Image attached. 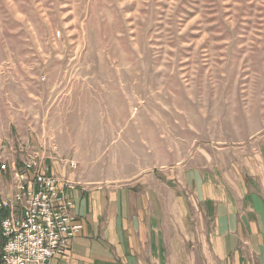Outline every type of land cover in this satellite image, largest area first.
Wrapping results in <instances>:
<instances>
[{"label": "rangeland", "instance_id": "obj_1", "mask_svg": "<svg viewBox=\"0 0 264 264\" xmlns=\"http://www.w3.org/2000/svg\"><path fill=\"white\" fill-rule=\"evenodd\" d=\"M31 152L166 204L196 201L191 172L238 186L264 153V0H0V159Z\"/></svg>", "mask_w": 264, "mask_h": 264}, {"label": "crops", "instance_id": "obj_2", "mask_svg": "<svg viewBox=\"0 0 264 264\" xmlns=\"http://www.w3.org/2000/svg\"><path fill=\"white\" fill-rule=\"evenodd\" d=\"M249 162L238 186L223 187L210 170L191 172L196 201L166 204L161 188L79 180L50 159L73 184L67 195L82 225L50 264H264V153ZM2 186L9 192L10 183Z\"/></svg>", "mask_w": 264, "mask_h": 264}, {"label": "built area", "instance_id": "obj_3", "mask_svg": "<svg viewBox=\"0 0 264 264\" xmlns=\"http://www.w3.org/2000/svg\"><path fill=\"white\" fill-rule=\"evenodd\" d=\"M29 154L20 170L0 159V176L10 175L9 192L0 180V264H50L82 230L67 195L73 184L54 173L50 157Z\"/></svg>", "mask_w": 264, "mask_h": 264}]
</instances>
